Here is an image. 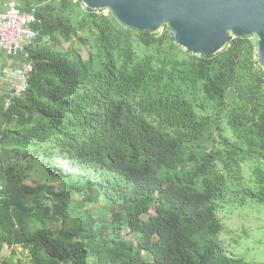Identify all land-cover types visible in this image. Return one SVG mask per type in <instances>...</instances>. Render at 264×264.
I'll list each match as a JSON object with an SVG mask.
<instances>
[{
    "label": "trees",
    "instance_id": "obj_1",
    "mask_svg": "<svg viewBox=\"0 0 264 264\" xmlns=\"http://www.w3.org/2000/svg\"><path fill=\"white\" fill-rule=\"evenodd\" d=\"M37 6L28 88L0 131V264L16 251L18 264H257L227 253L217 217L264 204L253 40L194 55L167 26L137 32L79 0Z\"/></svg>",
    "mask_w": 264,
    "mask_h": 264
},
{
    "label": "water",
    "instance_id": "obj_2",
    "mask_svg": "<svg viewBox=\"0 0 264 264\" xmlns=\"http://www.w3.org/2000/svg\"><path fill=\"white\" fill-rule=\"evenodd\" d=\"M80 1L89 9H107L137 32L155 33L167 26L174 42L194 55H215L230 36H255L256 57L264 68V0Z\"/></svg>",
    "mask_w": 264,
    "mask_h": 264
},
{
    "label": "rangeland",
    "instance_id": "obj_3",
    "mask_svg": "<svg viewBox=\"0 0 264 264\" xmlns=\"http://www.w3.org/2000/svg\"><path fill=\"white\" fill-rule=\"evenodd\" d=\"M108 12L110 11L105 14ZM162 32L163 28L159 30V33ZM251 39L256 44L257 38L254 36ZM76 45L79 47L82 56L86 57L88 48L79 46L77 43ZM243 175L245 180L251 179L250 170L246 167L243 168ZM32 179L31 176H28L26 182L31 183ZM2 186L0 182V192ZM217 217L223 224V232L219 239L227 253L234 257H241L248 262L264 264V204L247 201L239 207L221 206L217 210ZM123 231L124 239L130 240L131 236L128 231ZM3 254H8L6 247ZM143 255L147 257L145 254ZM19 261L23 262L24 256L20 251H16L9 263L18 264Z\"/></svg>",
    "mask_w": 264,
    "mask_h": 264
},
{
    "label": "built area",
    "instance_id": "obj_4",
    "mask_svg": "<svg viewBox=\"0 0 264 264\" xmlns=\"http://www.w3.org/2000/svg\"><path fill=\"white\" fill-rule=\"evenodd\" d=\"M80 6L85 12L89 9L81 1ZM37 11L38 6L33 5L27 12H21L17 7L16 0H7L6 9L0 13V49L8 55H12L33 44L37 31L33 30L31 25L37 21ZM91 11L94 14H105L108 10L91 9ZM32 69V64L27 63L12 71L13 87L4 108H7L13 99L18 98L26 91Z\"/></svg>",
    "mask_w": 264,
    "mask_h": 264
},
{
    "label": "crops",
    "instance_id": "obj_5",
    "mask_svg": "<svg viewBox=\"0 0 264 264\" xmlns=\"http://www.w3.org/2000/svg\"><path fill=\"white\" fill-rule=\"evenodd\" d=\"M41 0H16L17 7L21 12H27L31 6L38 5ZM7 0H0V13L6 9ZM31 63L25 47L15 54L8 55L0 49V131L3 129L4 119L3 111L6 99L13 87L12 74H8L9 69L21 67L24 64ZM32 64V63H31Z\"/></svg>",
    "mask_w": 264,
    "mask_h": 264
}]
</instances>
